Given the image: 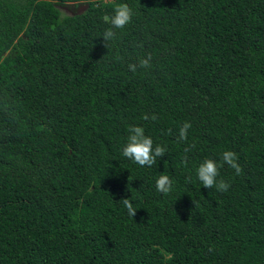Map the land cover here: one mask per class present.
Returning a JSON list of instances; mask_svg holds the SVG:
<instances>
[{
	"label": "trees",
	"instance_id": "trees-1",
	"mask_svg": "<svg viewBox=\"0 0 264 264\" xmlns=\"http://www.w3.org/2000/svg\"><path fill=\"white\" fill-rule=\"evenodd\" d=\"M0 264H264V0H0Z\"/></svg>",
	"mask_w": 264,
	"mask_h": 264
},
{
	"label": "clouds",
	"instance_id": "clouds-1",
	"mask_svg": "<svg viewBox=\"0 0 264 264\" xmlns=\"http://www.w3.org/2000/svg\"><path fill=\"white\" fill-rule=\"evenodd\" d=\"M114 14L108 17L107 20L111 25V28L107 29L103 35L106 39L114 36L112 29H123L128 23L131 22L133 11L127 3H122L114 8ZM151 56L147 58H142L139 60V67L147 68L150 67ZM128 69L132 72H136L137 65L129 64ZM149 117L145 115L143 119L147 120ZM155 120V115L152 116ZM191 127V124L185 122L179 130L178 140L183 141L187 139V130ZM128 135V142L123 148V156L134 161L140 166L151 167L155 162L157 157H163L165 153V148L157 145L153 149V140L151 137L146 136L144 129L140 126H130ZM223 164H227L231 168L235 169L238 175L241 172V168L237 163L236 154L232 151H225L222 154V163L218 166L217 162L213 159H206L197 168V177L202 183V185L209 189L215 187L218 191H227L229 184L220 179L217 181L219 175V167ZM156 190L163 194H168L172 190V180L167 175H160L156 180ZM124 207L130 216L135 217L136 209L133 207L130 199H121Z\"/></svg>",
	"mask_w": 264,
	"mask_h": 264
},
{
	"label": "rangeland",
	"instance_id": "rangeland-1",
	"mask_svg": "<svg viewBox=\"0 0 264 264\" xmlns=\"http://www.w3.org/2000/svg\"><path fill=\"white\" fill-rule=\"evenodd\" d=\"M85 7H87L86 3L80 4L78 6L73 5L72 7L66 5L59 6V8H61V10L66 14L79 13L83 11Z\"/></svg>",
	"mask_w": 264,
	"mask_h": 264
}]
</instances>
